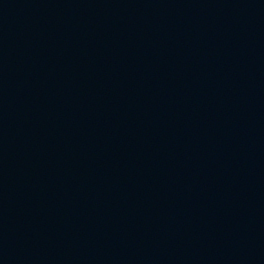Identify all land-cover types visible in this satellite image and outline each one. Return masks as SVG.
I'll use <instances>...</instances> for the list:
<instances>
[{"label":"water","instance_id":"water-1","mask_svg":"<svg viewBox=\"0 0 264 264\" xmlns=\"http://www.w3.org/2000/svg\"><path fill=\"white\" fill-rule=\"evenodd\" d=\"M0 264H264V0H0Z\"/></svg>","mask_w":264,"mask_h":264}]
</instances>
